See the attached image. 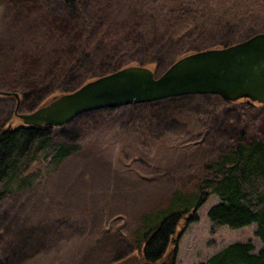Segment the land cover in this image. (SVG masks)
Masks as SVG:
<instances>
[{
	"label": "rangeland",
	"instance_id": "1",
	"mask_svg": "<svg viewBox=\"0 0 264 264\" xmlns=\"http://www.w3.org/2000/svg\"><path fill=\"white\" fill-rule=\"evenodd\" d=\"M5 1L0 5V77L14 71L19 76L36 24L27 18L26 9L16 8L18 2L28 0ZM198 1L203 12L201 28L196 32L181 29L178 37L182 38L157 66L146 65V58L130 66L148 67L158 77L181 51L213 46L221 26L231 28L232 35L250 24L264 28V0ZM127 11L124 8L120 16ZM242 16L246 24L237 26L233 20ZM126 51L127 61L135 56ZM16 63L18 72L13 67ZM2 92L8 91L0 90V131L25 126L15 115L16 98ZM30 93L31 104L22 103L18 113L40 107L32 105L37 90ZM254 105L195 95L175 103L87 112L50 128L44 145L52 141L70 150L53 161L52 157L42 159L40 147L18 182H6L0 200V262L202 264L237 242H252L258 253L262 242L255 234V223L234 229L210 221V208L220 202L218 195L210 194L197 208L188 207L172 236L174 241L168 238L159 258L148 261L142 254L148 220L153 216L164 220V211L176 200L198 197L202 178L239 140L249 143L264 136V105ZM179 205L171 211L184 210Z\"/></svg>",
	"mask_w": 264,
	"mask_h": 264
},
{
	"label": "trees",
	"instance_id": "2",
	"mask_svg": "<svg viewBox=\"0 0 264 264\" xmlns=\"http://www.w3.org/2000/svg\"><path fill=\"white\" fill-rule=\"evenodd\" d=\"M59 1L37 0L34 3L28 0L17 3L19 7L16 8L26 9L29 14L27 18L32 17L31 21L36 25L30 33V54H23L19 76L15 74L16 71L14 74L3 73L0 90L18 93L20 105L25 101L31 104L28 98L35 89L38 94L33 97L32 105L42 106L52 101L53 97L72 92L90 80L140 62L139 58H146V65L157 66L174 42L182 38L178 37L181 29L196 32L202 27L203 12L198 0ZM5 2L0 0V5ZM124 8H128V11L125 16H120ZM245 18L242 16L233 21L239 26L245 22ZM162 29H165L164 35L161 34ZM230 30L221 26L213 46L199 51L230 46L264 32L263 27L251 24L246 30L235 31V35L230 34ZM165 35L166 39L163 40ZM195 49L199 48L181 51L169 60L167 68L179 58L196 52ZM126 50L135 55L128 61L123 53ZM17 63L13 66L15 69ZM42 87L45 88L43 93ZM194 96L101 110L109 112L143 108L163 101L175 103ZM241 101L255 106V102L247 99ZM50 128L25 125L0 131V200L6 182H18L21 172L26 171L27 162L36 160V152L40 147L43 148V160L52 157L53 161H58L69 152L70 147L62 143L50 141L44 145ZM199 190L198 197L176 200L173 207L164 211L167 216L164 220L157 216L150 217L143 232L144 258L148 261L159 258L166 249L168 238L174 241L172 236L179 222L184 219V214L188 213V207L197 208L210 194H216L220 202L210 208V221L234 229L255 223V234L262 242V249L256 253L252 242L232 243L202 264H264V136L249 143L239 140L215 164L213 172L202 178ZM178 204L184 210L172 212Z\"/></svg>",
	"mask_w": 264,
	"mask_h": 264
},
{
	"label": "water",
	"instance_id": "3",
	"mask_svg": "<svg viewBox=\"0 0 264 264\" xmlns=\"http://www.w3.org/2000/svg\"><path fill=\"white\" fill-rule=\"evenodd\" d=\"M12 95L20 104L18 93ZM188 95H217L229 102L264 105V32L239 43L197 51L176 60L160 76L145 66H127L90 80L29 113L26 126H63L83 113ZM16 107V109H17Z\"/></svg>",
	"mask_w": 264,
	"mask_h": 264
},
{
	"label": "flooded vegetation",
	"instance_id": "4",
	"mask_svg": "<svg viewBox=\"0 0 264 264\" xmlns=\"http://www.w3.org/2000/svg\"><path fill=\"white\" fill-rule=\"evenodd\" d=\"M20 105V104H19ZM16 107H17V103H16ZM17 112H19V106L17 107ZM15 115H17L18 116V114H16V112H15Z\"/></svg>",
	"mask_w": 264,
	"mask_h": 264
}]
</instances>
